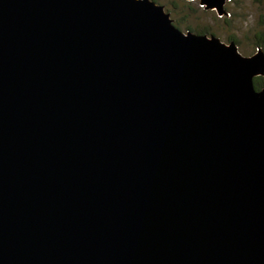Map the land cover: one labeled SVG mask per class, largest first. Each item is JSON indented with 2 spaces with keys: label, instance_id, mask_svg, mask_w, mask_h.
I'll return each instance as SVG.
<instances>
[{
  "label": "water",
  "instance_id": "95a60500",
  "mask_svg": "<svg viewBox=\"0 0 264 264\" xmlns=\"http://www.w3.org/2000/svg\"><path fill=\"white\" fill-rule=\"evenodd\" d=\"M257 77L153 0H0V264H264Z\"/></svg>",
  "mask_w": 264,
  "mask_h": 264
},
{
  "label": "rangeland",
  "instance_id": "374dc122",
  "mask_svg": "<svg viewBox=\"0 0 264 264\" xmlns=\"http://www.w3.org/2000/svg\"><path fill=\"white\" fill-rule=\"evenodd\" d=\"M164 7L174 21H181L179 27L186 32L184 25L190 30H207L222 43L228 44L229 39L236 41L237 51L245 57L256 52V37H264V0H228L224 6L226 15L218 16L215 11L205 10L198 1L156 0ZM173 4L177 6L172 9ZM264 52V47L262 49ZM264 81V77H262Z\"/></svg>",
  "mask_w": 264,
  "mask_h": 264
},
{
  "label": "trees",
  "instance_id": "16d2710c",
  "mask_svg": "<svg viewBox=\"0 0 264 264\" xmlns=\"http://www.w3.org/2000/svg\"><path fill=\"white\" fill-rule=\"evenodd\" d=\"M153 1L156 2V0H153ZM254 1L256 3H259L260 2V0H254ZM176 8H177V6L175 4H173L172 9L173 10L174 9L176 10ZM225 11L227 13V10L226 9H225ZM172 22H173L174 26H176L178 29H180L179 27L181 26V21H174V20H172ZM182 25H184V27H185V29L187 31H191V32H193L195 34H198V35H213V34H208L207 30H201V31H197L196 30V31H194V30H190L187 25H185V24H182ZM229 42H234L236 44V41L234 39H232V38L229 39ZM256 47L263 49V47H264V37L263 36L258 35L256 37ZM254 86H255V89L257 91L260 90L262 87H264V81H263L262 77H257V78L254 79Z\"/></svg>",
  "mask_w": 264,
  "mask_h": 264
}]
</instances>
